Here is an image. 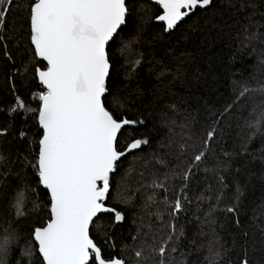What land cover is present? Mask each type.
I'll use <instances>...</instances> for the list:
<instances>
[{"label":"snow or ice","instance_id":"1","mask_svg":"<svg viewBox=\"0 0 264 264\" xmlns=\"http://www.w3.org/2000/svg\"><path fill=\"white\" fill-rule=\"evenodd\" d=\"M205 31L219 64L194 96ZM257 45L264 65V0H0V264H190L205 247L207 264H264V83L234 78ZM181 110L186 137L151 135ZM165 209L150 244L144 216Z\"/></svg>","mask_w":264,"mask_h":264},{"label":"trees","instance_id":"2","mask_svg":"<svg viewBox=\"0 0 264 264\" xmlns=\"http://www.w3.org/2000/svg\"><path fill=\"white\" fill-rule=\"evenodd\" d=\"M213 11H215V9H213ZM189 24L192 23V21L188 22ZM184 27H187V25H185ZM201 28H204V25L201 24ZM215 35V33L212 32H207L205 31L203 34L201 33H193L190 41L188 42V51L190 55L196 56L198 58V60L200 61V63L202 64L201 67V72L206 74V80L208 81L207 84H203L201 87V91L200 92H196L194 89H191L189 91L193 92L194 96H199L201 94V92L203 93H208L211 90L214 89V86H212L211 88L209 87L210 85H212V78L211 76L207 75L209 73H212V69L219 64V48L215 46V42L213 41L212 37ZM206 53V54H205ZM261 48L259 45L256 46V51L253 52H249L248 53V57L245 58V61H237L236 64V68H235V79H237L238 81H251L252 77L254 74L258 72L260 73H264V71L262 69H264V66H262L259 61L261 60ZM260 73H257L258 75H260ZM214 75V74H213ZM263 78V76H262ZM261 84L264 83V81L262 82V79L260 80ZM4 87V76L2 73H0V89H3ZM205 99H208L207 96H205ZM213 102L219 100V96H215L212 97ZM9 103V101L5 98V96L0 95V104H7ZM191 107H195L194 105ZM184 112L183 110H181L178 118L176 119V126L173 129V133H169L167 128L164 127H158L156 129H152V125L151 122L149 123V129L151 130V135L157 137V139H167V137L170 134H174V137L176 140H179L181 135H185V137L187 136V133H182L181 132V128L179 127L180 123L182 122V118H183ZM239 118V117H238ZM202 121L197 122L195 124L192 125L193 128V132L198 134V130L200 129ZM240 123H237V120L233 121V128H234V132L233 135L238 137L239 139H243L246 135H250L251 133L248 131L247 132V128L243 127L242 129L239 127ZM141 131H146L145 129H141ZM239 133L242 134L241 136H239ZM198 143V141H196ZM155 141L153 142V145L155 146ZM146 152L150 151V149H145ZM127 166V165H126ZM138 182V174H133V177L130 180V189L132 191H135V188L138 187L139 185L137 184ZM20 192L23 193L24 197H25V201L26 203H30L31 201V193L30 191L24 186L21 185ZM259 195V193L257 192V196ZM160 200L163 201V196L160 197ZM137 200L136 203L139 206V204L141 203V201L138 203ZM223 208V206H221ZM148 216V215H147ZM151 218L150 222L152 223L153 226H151L153 229H155L156 223L155 220H157L154 216H149ZM218 219L223 222L226 219V216H220L218 217ZM159 222L165 225H168V220H167V210L165 209L162 213L161 218L159 219ZM181 223H184V217L183 214L181 215ZM0 224H5V220H4V211L2 209H0ZM12 226L13 227H20L18 225L15 224L14 221H12ZM159 227V229L163 230L165 229V226H160L157 225ZM189 229H191V225L188 226ZM156 230V229H155ZM169 229H166V233ZM204 231L206 233V236H201L198 238V243L199 242H203L205 245H207L208 240L211 238V230L208 226H204ZM193 232L194 230H189L187 235H188V240L190 241L192 239L193 236ZM222 235V233H221ZM161 243V242H160ZM158 242V240H155V244L157 246H159L160 244ZM206 257H210V253L207 249V247H205L204 249H202L198 254L194 255L191 258L190 264H207V262L205 261ZM179 259V257H177Z\"/></svg>","mask_w":264,"mask_h":264},{"label":"rangeland","instance_id":"3","mask_svg":"<svg viewBox=\"0 0 264 264\" xmlns=\"http://www.w3.org/2000/svg\"><path fill=\"white\" fill-rule=\"evenodd\" d=\"M262 66H264V65H262ZM262 70L264 71V69H262ZM257 73H260V72L257 71ZM257 73L253 75L252 80L250 81V86H252V87L259 86V84H261V82H260L261 79H262V82L264 81V73L263 74L260 73V75H258ZM262 76H263V78H262ZM236 120L239 121V123H240L239 127L242 129L244 127L243 120L240 119V118H238V117H237ZM248 131L249 130L247 129V132ZM241 135L242 134L239 133V136H241ZM137 184H138V182H137ZM139 202L140 201H138V203ZM150 220H151V218L149 216L145 215L144 216V219H143V223L145 225H151V226H153L152 223L150 222ZM155 223H156V226H155V229L156 230L151 227L152 228V232L149 234V236L147 238L148 243H150V244L153 243V236H155V240L156 241L158 240V242L160 243L161 242V236H163V235L166 234V229L168 228L167 225L160 223L159 222V219L155 220ZM157 225L165 226L164 231L161 230V229H159V227Z\"/></svg>","mask_w":264,"mask_h":264}]
</instances>
